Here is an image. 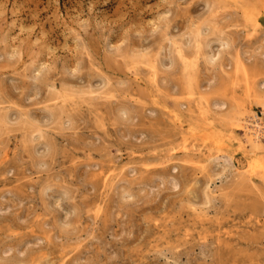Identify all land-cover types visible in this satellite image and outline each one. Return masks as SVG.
Returning <instances> with one entry per match:
<instances>
[{"label": "rangeland", "instance_id": "374dc122", "mask_svg": "<svg viewBox=\"0 0 264 264\" xmlns=\"http://www.w3.org/2000/svg\"><path fill=\"white\" fill-rule=\"evenodd\" d=\"M261 102L264 0H0V264H264Z\"/></svg>", "mask_w": 264, "mask_h": 264}, {"label": "bare ground", "instance_id": "6f19581e", "mask_svg": "<svg viewBox=\"0 0 264 264\" xmlns=\"http://www.w3.org/2000/svg\"><path fill=\"white\" fill-rule=\"evenodd\" d=\"M256 99H258V98H256ZM210 102H211V101H210ZM210 102H209V104H210L209 106L211 107L212 102H211V103H210ZM218 102H219V101H218ZM255 102H256V101H255ZM258 102H259V101H258ZM213 104H214V102H213ZM215 104H217V101L215 102ZM221 104H222V103H221ZM207 105H208V103H207ZM259 105H260V107H261V110H260V111L262 112V115H264V102L259 103ZM210 107H209V109H210ZM236 116H237V115H236ZM239 116H240V115H239ZM240 117H241V116H240ZM234 118H236V117H234ZM237 118L239 119V117H237ZM242 119H243V118H242ZM251 119H252V118H251ZM232 120H233V119H232ZM235 120H236V119H235ZM246 120H247V119H246ZM246 120H245V121H246ZM240 121H241V123H242V120H240ZM254 121H255V120H254ZM232 122H233V121H232ZM249 122H250V121H249ZM234 123L236 124V122H234ZM245 123H246V122H245ZM235 124H234V125H235ZM237 124H238V123H237ZM248 124H250V123H248ZM239 125H240V124H239ZM252 125H253V123H252ZM235 126H236V125H235ZM248 126H249V125H248ZM254 126H255V125H254ZM245 127H247V126H245ZM250 127H251V126H250ZM236 128H237V127H236ZM257 128H259V125L256 123V128H255V129H257ZM261 128H262V127H261ZM238 129H239V128H238ZM240 129H241V128H240ZM255 129H254V130H255ZM243 130H244V129H243ZM246 130H247V129H246ZM251 130H252V129H251ZM254 130H253V131H254ZM255 132H256V131H255ZM251 133H252V132H251ZM256 133H257V132H256ZM256 133H255V134H256ZM251 140H252V139H251ZM253 140H254V139H253ZM246 142H247V141H246ZM253 143H254V142H253ZM254 149H255V148H254ZM257 150H258V149H257Z\"/></svg>", "mask_w": 264, "mask_h": 264}]
</instances>
